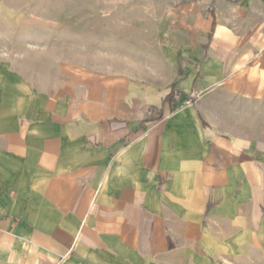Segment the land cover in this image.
<instances>
[{
	"label": "crops",
	"instance_id": "0c3cea01",
	"mask_svg": "<svg viewBox=\"0 0 264 264\" xmlns=\"http://www.w3.org/2000/svg\"><path fill=\"white\" fill-rule=\"evenodd\" d=\"M208 14L160 119L104 85L0 101V264H264V138L207 118L264 107V0Z\"/></svg>",
	"mask_w": 264,
	"mask_h": 264
},
{
	"label": "rangeland",
	"instance_id": "374dc122",
	"mask_svg": "<svg viewBox=\"0 0 264 264\" xmlns=\"http://www.w3.org/2000/svg\"><path fill=\"white\" fill-rule=\"evenodd\" d=\"M218 1L0 0V101L104 85L139 115L165 116L179 72L198 75L207 56L205 21ZM208 107L222 132L264 138L263 106L224 96Z\"/></svg>",
	"mask_w": 264,
	"mask_h": 264
},
{
	"label": "trees",
	"instance_id": "16d2710c",
	"mask_svg": "<svg viewBox=\"0 0 264 264\" xmlns=\"http://www.w3.org/2000/svg\"><path fill=\"white\" fill-rule=\"evenodd\" d=\"M214 25H215V21L212 22V28L214 27ZM210 36H211V35L209 34L208 38H210ZM179 75H181L180 72H179ZM175 85H176V83H173V84H172V89H173V90H174ZM174 100H175V97H174L171 93H169V94L166 96L164 102H168L169 105H172V103H173ZM161 117H162V113H161V111H160V114L158 115V117H156V118H154V117H152V116H150V115L147 114V116H146V118L143 120V122H148V121H152V120H155V119H160Z\"/></svg>",
	"mask_w": 264,
	"mask_h": 264
}]
</instances>
